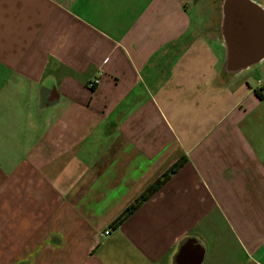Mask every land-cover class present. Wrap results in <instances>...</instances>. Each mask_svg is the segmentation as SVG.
I'll use <instances>...</instances> for the list:
<instances>
[{
    "label": "crops",
    "instance_id": "obj_1",
    "mask_svg": "<svg viewBox=\"0 0 264 264\" xmlns=\"http://www.w3.org/2000/svg\"><path fill=\"white\" fill-rule=\"evenodd\" d=\"M257 90L264 0H0V264H264Z\"/></svg>",
    "mask_w": 264,
    "mask_h": 264
},
{
    "label": "trees",
    "instance_id": "obj_2",
    "mask_svg": "<svg viewBox=\"0 0 264 264\" xmlns=\"http://www.w3.org/2000/svg\"><path fill=\"white\" fill-rule=\"evenodd\" d=\"M256 94L259 99H264V94L257 90ZM187 163L186 158H181L175 165H173L168 171H166L159 179L154 181L148 188L141 194L136 201L132 203V205L120 216L113 225V229H118L121 224L130 217L141 205L147 202L153 195L158 193L162 187L169 181L171 176L177 172H179L183 166Z\"/></svg>",
    "mask_w": 264,
    "mask_h": 264
},
{
    "label": "built area",
    "instance_id": "obj_3",
    "mask_svg": "<svg viewBox=\"0 0 264 264\" xmlns=\"http://www.w3.org/2000/svg\"><path fill=\"white\" fill-rule=\"evenodd\" d=\"M109 233H110V230H107V231H105V232L103 233V235L106 236V235H109Z\"/></svg>",
    "mask_w": 264,
    "mask_h": 264
},
{
    "label": "water",
    "instance_id": "obj_4",
    "mask_svg": "<svg viewBox=\"0 0 264 264\" xmlns=\"http://www.w3.org/2000/svg\"><path fill=\"white\" fill-rule=\"evenodd\" d=\"M245 4H247V5L249 4V5L253 6L252 4H250V3H248V2H246Z\"/></svg>",
    "mask_w": 264,
    "mask_h": 264
}]
</instances>
